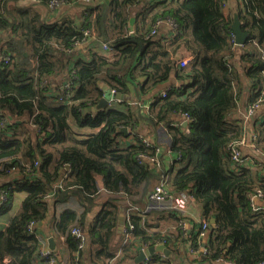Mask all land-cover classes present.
Returning a JSON list of instances; mask_svg holds the SVG:
<instances>
[{
  "label": "trees",
  "instance_id": "1",
  "mask_svg": "<svg viewBox=\"0 0 264 264\" xmlns=\"http://www.w3.org/2000/svg\"><path fill=\"white\" fill-rule=\"evenodd\" d=\"M29 1L0 0V120H6L0 126V173L7 178L0 179V189L7 190L0 213L8 210L14 192H24L19 209L0 230V264H43L35 225L32 232L28 225L49 217L52 205L69 197L81 210H62L53 231L63 237L71 257L78 254L71 258L74 263L82 264L81 254L93 245L98 248L90 264H127L138 242L166 244L169 239L161 232L146 230L142 215L147 210L131 213L126 220L132 201L138 202L163 176L169 179L170 191H189L201 205L203 218L215 219L199 261L264 263V206H253L248 199L257 191L263 193L257 198L264 199V162L257 157L264 154V120L254 131L252 149L258 154L242 150L240 162L248 163L238 165L229 154L230 142L242 137L243 128L228 119L245 86L250 106L264 99V0H238L228 14L223 0H164L141 33L129 32L128 8L137 0L84 4L86 14L78 22L48 20L32 5L49 6L51 0ZM234 12L247 33L241 47L230 29ZM141 13L138 16L147 15L146 10ZM161 19L177 25L169 46L160 43L158 34H149ZM98 40L116 54L106 56L93 49L88 60L78 59L69 68L76 45L91 42L95 48ZM179 42L194 52L184 67L171 53ZM174 69L181 86L155 97L145 114L132 107L84 111L103 96L99 82L124 93L127 75L135 71L145 76L144 88H149L166 81ZM171 114H187L190 120L185 126L172 125ZM142 119L151 129L166 125L161 144L178 155L171 177L161 167V158L156 169L138 161L141 153H153L140 132L133 131ZM27 124L32 129L22 132ZM75 127L94 131L79 137ZM122 127L131 129L133 142L120 139ZM50 193L52 201L47 199ZM97 205L100 209L90 218ZM120 214L131 235L128 240L124 232H117ZM72 227L85 234L81 248ZM147 264L168 263L152 256Z\"/></svg>",
  "mask_w": 264,
  "mask_h": 264
},
{
  "label": "crops",
  "instance_id": "2",
  "mask_svg": "<svg viewBox=\"0 0 264 264\" xmlns=\"http://www.w3.org/2000/svg\"><path fill=\"white\" fill-rule=\"evenodd\" d=\"M93 2L89 5L95 6L97 3L100 2H107L106 0H92ZM164 0H137L136 4L132 7H129L128 11L130 13L129 18V32L134 33V30L136 29L139 33L144 32L148 29L149 25V17L150 15L157 11L158 9H161V3ZM167 3L172 2L173 0H166ZM17 2L22 4L32 3L29 0H17ZM71 3V4H64L61 3L60 5L56 7H49L46 5L41 4H35L32 5L36 10H38L46 19L48 20H60V19H70L75 21H81L86 14L84 4L78 3ZM238 0H227V7L223 9L224 14H228L229 11L237 4ZM86 6V5H85ZM88 7V6H86ZM147 15L140 17L139 14L143 15L141 12L145 11ZM138 13V14H137ZM235 13V12H234ZM136 14V16H135ZM93 17V14H92ZM132 23V27L131 23ZM173 36L172 33H170V30L166 24L161 25V29L159 34L156 36L157 39L159 38L161 41L160 43L164 46H169V42L171 40V37ZM155 38V37H154ZM90 39H94L93 35H91ZM103 41H96L95 42V48L93 46H89L91 42H85L82 44L76 45L72 51H71V58L69 62V68L73 65L72 63L78 59L82 60H88L90 56V52L94 50H100L98 51L101 54H104L106 56H113L116 54V51L114 50H104L101 47V43ZM237 45V44H236ZM241 47V45H238ZM90 47L92 49H90ZM103 50V51H102ZM172 57L175 61L178 62L180 59H188L187 63H189L194 58V52L188 48L187 45H185L182 42H179L175 46H173L172 50ZM151 53H149L150 55ZM68 65V63H67ZM67 67V66H66ZM65 67V70L67 68ZM240 74L241 70L239 69ZM127 75V91L124 93L116 92L115 89L109 88L105 83L99 82L101 84H104L107 88H109L110 91H114V94H123L125 95L123 99H117L113 98L110 102H108L109 108H117V109H125V107H132V108H139V111L143 114L148 112L150 110L151 104L154 101L155 97H163L162 92H166L172 88H176L181 86L182 80L178 79L176 76V69H174L166 81L161 82L157 85L151 86L149 88H144L145 83V76L139 75L136 73ZM242 78L243 83H247L246 80ZM60 81V76L57 79ZM61 82V81H60ZM112 93V92H111ZM249 94L247 92V88L245 86L244 92L240 95V98L238 100L237 106L235 110L228 115L229 121L237 123L239 126L243 128V135L242 139H244V143L242 144V150L245 153L257 155L258 152H256L253 148V138H254V131L256 126L264 120V99L261 100L257 106L249 112L250 104L247 102V98L249 97ZM103 97V96H102ZM102 97L98 100V102L89 108H93L92 112L98 110L95 108L101 101ZM103 105L99 108L104 109ZM87 109V108H86ZM85 111V110H84ZM145 112V113H144ZM170 121L172 122V125L174 124H180L182 125L185 121L184 116L181 114H171ZM9 122V121H7ZM18 123L20 121H17ZM187 123L189 121H186ZM6 124V120H5ZM183 126V125H182ZM74 127V126H73ZM77 133H79V137L82 135L89 134L94 131V129L91 128H85V127H75ZM32 129L30 124H27L24 126V128L21 130L22 132L28 130L30 131ZM128 130H131L127 128ZM21 131H17L18 133ZM133 131L140 132V136L143 138L148 139L149 141H152L155 144L161 145L162 152L159 154L160 158L162 160V168L165 172L168 173V175L171 177V175L177 170L178 163H175L176 158H178L177 154L172 153L167 149L165 146L161 144V137L160 134L166 131V125L165 124H159L154 129H151L149 125L146 124V122L142 119L139 124L134 125ZM129 131L127 135L123 133V137L120 138L123 140V142H133L134 139L129 135L131 134ZM126 137V138H125ZM164 147V148H163ZM255 151V152H254ZM258 159H263L264 162V154L257 155ZM248 162L246 161L245 164ZM0 179L6 180V177H3L0 173ZM167 180L168 177H167ZM156 182V181H155ZM98 183L101 185V181L98 178ZM154 182L151 183V185L148 188V192L151 190V188L154 186ZM148 192L145 193L141 199L138 197V202H133V206L135 208H132V214L135 215H142L141 213L145 210L146 213L142 215L143 219L145 220L146 230L148 232H161L162 235H165L169 240L165 244L164 242L157 241L156 243H147L146 249H150L152 247L153 249L156 248L158 245H165V247L170 251L169 254H166L158 251L156 249L153 250V252L149 253L147 257L150 259L152 256H156L160 259L167 260L168 264H197L199 262V259H201L202 255V249L206 247L209 236L213 233L211 231L209 233V221L208 226L204 230V233L201 235V219L203 218L202 211H201V205L187 192L188 200L186 209L182 212L175 211L173 212L170 209V199H165L162 203V207L160 208H153L148 209ZM104 193V192H103ZM54 194L50 193L47 194V199L53 200ZM24 197L23 191L14 192L12 195V199L10 201V207L7 211H2L0 213V230L4 229V227L7 224L8 219L10 216L15 214L17 210L20 207L21 200ZM101 197L104 198V195L101 194ZM102 201V200H100ZM255 204L264 206V199L257 198L255 199ZM54 203V201H53ZM123 206H121L122 209ZM66 208H71L76 211H80L81 207L77 203L76 199L73 197H69L65 200H58V202H55L54 205H52V210L49 213V217L44 218L43 220L39 221L37 224H35V235L39 238L40 243L41 241H45V245H48V238L53 237L55 241V250L60 254V258L63 261L64 264H73L74 259H76V256L74 255L71 257V254L67 251L65 246V241L63 240V237H60L56 233H54L53 225L55 222V219L59 216L60 212ZM100 209V206L97 205L93 208L92 213H90L88 216L90 218L93 217L96 212ZM123 216V215H122ZM123 223H124V216H123ZM123 228V227H122ZM214 230V229H213ZM122 232V229H121ZM120 232V233H121ZM194 235H197V239L194 238ZM205 242V246H202V243ZM193 243H197V247L193 246ZM95 245L90 246L89 252H84L81 254V262L82 264H90L92 258L94 259L93 254L95 253L96 249ZM145 249V250H146ZM137 249H135V252H132L130 257L127 258V262L130 259H133L138 254ZM92 253V254H91ZM160 254V255H158ZM74 258V259H71ZM142 264V263H140ZM215 264H232L226 260V258H222L221 261H216ZM264 264V263H262Z\"/></svg>",
  "mask_w": 264,
  "mask_h": 264
},
{
  "label": "built area",
  "instance_id": "3",
  "mask_svg": "<svg viewBox=\"0 0 264 264\" xmlns=\"http://www.w3.org/2000/svg\"><path fill=\"white\" fill-rule=\"evenodd\" d=\"M78 2H81L83 4H91L93 1L92 0H77ZM61 3H63L62 0H51L49 3V7H56L58 5H60ZM223 8L225 9L227 7V0H223ZM166 24L170 30V33H173L172 31H176L177 25L175 24V22L171 19H161V20H157L153 26L151 27L149 34L151 36H154L156 34H159L160 29H161V25L162 24ZM233 35V34H232ZM102 48L104 50H108L109 47L106 44H102ZM6 61H8V58H6ZM188 59H180L178 60V64L180 67H184L187 64ZM114 94V91H111ZM162 96H164L166 93L162 92L161 93ZM112 100V99H111ZM109 100V102L111 101ZM257 106V104H253L249 107V112L252 111L255 107ZM184 116L185 121H189L190 118L187 114H182ZM5 125V119L1 118L0 120V126ZM131 130H128V132ZM131 133V132H130ZM131 137L132 135L129 134ZM140 137V135H139ZM133 138V137H132ZM143 142L145 143V145H149L153 147V153H141L138 156V161L140 163H146L148 164L151 168H158L161 163H160V153L162 152V148L160 146H158L157 144L153 143L152 141H149L146 138H142ZM244 143V139L240 138V139H235L233 141L230 142V156L231 159L234 161H239L238 165H245V162H240V158H241V151H242V144ZM14 169V168H13ZM263 193H260V191H257V193L251 195L248 197L250 203L255 206V199H257V197L262 196ZM7 199V190L6 189H0V202L2 200ZM165 199H170L171 203H170V209L175 212H182L186 209V205H187V200H188V195L185 191H178V192H172L169 190L168 188V180L166 176H163L162 179L154 185V187L151 189L149 195H148V209H153V208H160L162 207V203ZM135 208L133 205H130L127 209H126V220L127 222H129V215L132 213L131 209ZM34 225L35 223H30L28 225V229L30 232L33 231L34 229ZM208 226V221L207 219L202 218L201 219V235L204 233V230L207 228ZM129 227H131V225L129 224ZM71 234L74 236V238L77 240L78 242V247L81 248L85 241H86V237L84 232L78 228V227H72L71 228ZM122 232L125 233L124 235V240H128L130 238V232L128 231L127 228H122ZM45 241H41V246H40V252L39 255L41 258L44 259L43 264H64L63 261L60 258V254L54 250L51 251L48 248V245H45L44 243ZM146 244H142L141 242H138L135 246V249L137 250H145ZM205 252V248L202 249L201 255ZM160 255V254H158ZM76 258L78 257V254L75 255ZM161 256V255H160ZM149 261V258L146 256L145 259L143 260L142 264H147ZM73 264H77V263H73ZM197 264H204L201 261H199Z\"/></svg>",
  "mask_w": 264,
  "mask_h": 264
},
{
  "label": "water",
  "instance_id": "4",
  "mask_svg": "<svg viewBox=\"0 0 264 264\" xmlns=\"http://www.w3.org/2000/svg\"><path fill=\"white\" fill-rule=\"evenodd\" d=\"M107 2H109V0H106ZM131 23V21H130ZM132 27V23H131V26L130 28ZM230 29H231V32L233 34V39H234V42L235 44L237 45H243L247 39V33L244 32L242 29H241V23H240V20L238 18V15L237 13H233V20H232V23L230 24ZM131 33H132V30H131ZM101 88L103 89V97L100 101V103L95 107L99 110V108L103 105L104 107L108 106V102L109 100L113 99V98H117V99H123V97L125 95L123 94H113L111 93V91L109 90V88H107L104 84H101L99 83ZM93 108H87L85 109V111H92ZM187 124L186 121L183 122V126H185ZM120 131L122 133H124L125 135H127V128L125 127H122L120 129ZM66 168H68V166H66ZM209 233L211 231H213L214 229V223H215V219L214 218H210L209 220ZM123 227V216L122 214L119 215V218H118V224H117V232L120 233L121 232V229ZM202 246L204 247L205 246V242L202 243ZM48 248L51 250V251H54L55 250V241L53 239V237H49L48 238ZM158 251H161L163 253L166 254H169V250L165 247V245L161 244V245H158L156 246V248H154ZM152 247H150V249H146V250H139L138 251V254L136 255V257H134L133 259H130L127 264H140L143 262V260L145 259V257L153 252L154 250Z\"/></svg>",
  "mask_w": 264,
  "mask_h": 264
},
{
  "label": "rangeland",
  "instance_id": "5",
  "mask_svg": "<svg viewBox=\"0 0 264 264\" xmlns=\"http://www.w3.org/2000/svg\"><path fill=\"white\" fill-rule=\"evenodd\" d=\"M17 136H20V137H21V136H22L21 132H19V133L17 132ZM117 252H118V251H117ZM116 256H118V255L116 254ZM107 261H108V260H107ZM111 261H112V260H111ZM111 261H110V262H111ZM108 262H109V261H108Z\"/></svg>",
  "mask_w": 264,
  "mask_h": 264
}]
</instances>
